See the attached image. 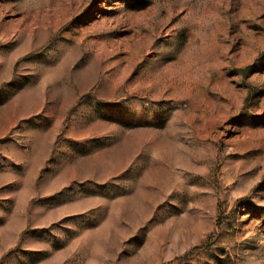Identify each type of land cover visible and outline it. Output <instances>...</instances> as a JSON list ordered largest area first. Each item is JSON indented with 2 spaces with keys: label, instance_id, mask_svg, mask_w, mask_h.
<instances>
[{
  "label": "rangeland",
  "instance_id": "rangeland-1",
  "mask_svg": "<svg viewBox=\"0 0 264 264\" xmlns=\"http://www.w3.org/2000/svg\"><path fill=\"white\" fill-rule=\"evenodd\" d=\"M0 264H264V0H0Z\"/></svg>",
  "mask_w": 264,
  "mask_h": 264
}]
</instances>
